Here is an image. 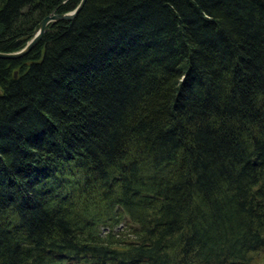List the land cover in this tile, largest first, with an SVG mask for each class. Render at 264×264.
<instances>
[{
  "label": "trees",
  "instance_id": "trees-1",
  "mask_svg": "<svg viewBox=\"0 0 264 264\" xmlns=\"http://www.w3.org/2000/svg\"><path fill=\"white\" fill-rule=\"evenodd\" d=\"M79 2L0 0V52ZM263 259L264 0H86L0 58V264Z\"/></svg>",
  "mask_w": 264,
  "mask_h": 264
},
{
  "label": "water",
  "instance_id": "water-1",
  "mask_svg": "<svg viewBox=\"0 0 264 264\" xmlns=\"http://www.w3.org/2000/svg\"><path fill=\"white\" fill-rule=\"evenodd\" d=\"M86 0H80L79 4L72 11L65 13H51L50 15L42 18L37 27L34 29L32 37L27 41V43L21 49L13 52H0L1 59H11L15 60L20 57H23L27 53H29L32 48L39 42L42 37L46 26L50 22L59 21V20H72L77 15V13L81 10ZM16 74V72H15Z\"/></svg>",
  "mask_w": 264,
  "mask_h": 264
},
{
  "label": "rangeland",
  "instance_id": "rangeland-1",
  "mask_svg": "<svg viewBox=\"0 0 264 264\" xmlns=\"http://www.w3.org/2000/svg\"><path fill=\"white\" fill-rule=\"evenodd\" d=\"M260 264H264V259L262 261H260Z\"/></svg>",
  "mask_w": 264,
  "mask_h": 264
}]
</instances>
